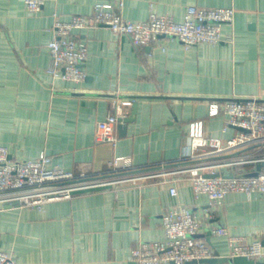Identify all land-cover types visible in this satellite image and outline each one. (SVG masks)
Returning a JSON list of instances; mask_svg holds the SVG:
<instances>
[{
  "label": "crops",
  "instance_id": "1",
  "mask_svg": "<svg viewBox=\"0 0 264 264\" xmlns=\"http://www.w3.org/2000/svg\"><path fill=\"white\" fill-rule=\"evenodd\" d=\"M97 3L130 21L152 12L182 21L189 6L232 7L235 15L222 25L225 41L189 47L178 38L136 46L106 26L75 30L87 47V77L53 78L47 44L56 37L55 15H88ZM242 97L264 99V0H45L36 12L25 0H0V146L12 159L45 154L51 166L110 181L40 209L0 204V249L20 264H137L132 250L164 241L162 215L178 205L194 210L203 225L198 236L222 257L232 258L230 236L264 247V194L231 192L211 206L185 177L125 180L178 164L191 150L194 121L206 136L231 137L235 128L224 114L210 115V106ZM134 103L133 120L116 126V144L96 141L98 122L118 105L132 116ZM117 156L127 169L114 170ZM220 226L228 233H214Z\"/></svg>",
  "mask_w": 264,
  "mask_h": 264
},
{
  "label": "built area",
  "instance_id": "2",
  "mask_svg": "<svg viewBox=\"0 0 264 264\" xmlns=\"http://www.w3.org/2000/svg\"><path fill=\"white\" fill-rule=\"evenodd\" d=\"M44 2L25 0L32 12L39 11ZM234 15L232 7L189 6L182 21L155 12L143 21H130L102 3H97L91 14L74 15L70 20L55 15L52 27L56 37L47 44L50 51L47 71L55 79L76 83L86 79L84 63L88 51L85 44L73 37L75 30L106 26L116 33L129 35L136 46H148L161 38H178L189 47L203 42L225 41L222 25L231 22ZM116 110L98 122L96 141L116 144V126L126 117L122 106L118 105ZM209 112L212 116L224 114L226 127H234L235 133L227 138L206 136L202 121H194L189 129L191 150L178 164L158 173L144 170L147 173L125 180L168 174L185 177L190 180L195 196L208 195L211 206L221 204L231 192L264 194V166L260 170L256 167L257 163L264 162V99L242 97L214 101ZM51 160L45 154L34 159H12L8 148L0 146V204L40 209L48 202L71 198L78 191L110 183L103 177L92 178L87 172L76 174L51 166ZM124 161V156L115 157L114 170L127 169L121 166ZM247 167L254 171H248ZM170 193L177 195L175 185L170 188ZM162 224L166 239L139 243L132 250V261L137 264H186L217 257L208 242L198 236L203 225L191 207L178 205L170 208L162 215ZM214 233L222 235L228 232L220 226L214 229ZM229 240L230 257L264 260L261 241L247 242L240 236H230ZM0 264L20 263L15 256L0 249Z\"/></svg>",
  "mask_w": 264,
  "mask_h": 264
},
{
  "label": "water",
  "instance_id": "3",
  "mask_svg": "<svg viewBox=\"0 0 264 264\" xmlns=\"http://www.w3.org/2000/svg\"><path fill=\"white\" fill-rule=\"evenodd\" d=\"M136 107H137V103H134L133 105V115L132 116H129V117H125L123 119H121L120 121V128H124L125 127V124L127 122H130L133 120V117H134V113L136 111ZM264 166V162H261V163H257L256 167L258 170L261 169V167ZM12 206H17L16 205H10V204H6L4 205V207L6 208H9V207H12ZM197 262H202V263H209V264H212V263H217V262H220V263H223V262H232L234 264H262L260 262H256L254 260H249L247 259L246 257H243V256H238V257H234V258H229V257H222L219 255V253H217V257H214V258H207V259H202L200 261H190V262H187L186 264H193V263H197ZM172 264H175L174 262H172Z\"/></svg>",
  "mask_w": 264,
  "mask_h": 264
}]
</instances>
